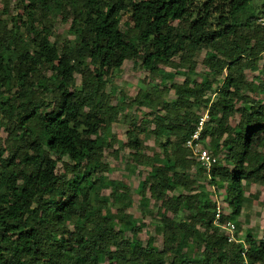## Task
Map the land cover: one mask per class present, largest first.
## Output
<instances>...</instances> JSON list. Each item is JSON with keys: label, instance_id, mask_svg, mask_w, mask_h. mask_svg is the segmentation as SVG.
<instances>
[{"label": "trees", "instance_id": "16d2710c", "mask_svg": "<svg viewBox=\"0 0 264 264\" xmlns=\"http://www.w3.org/2000/svg\"><path fill=\"white\" fill-rule=\"evenodd\" d=\"M256 3L15 0L20 15L0 17V264H241V246L212 223L213 193L222 192L228 209L220 223L238 232L242 182H264V30ZM54 18L69 22L71 38L59 50L49 41ZM201 51L200 81L166 88L175 74H193ZM175 57L185 71L160 69L175 66ZM126 60L159 73L164 95L174 96L144 92L132 100L148 110L156 144L146 155L125 132L130 168L145 169L134 189L138 218L126 213L127 187L104 176L108 128L122 102L110 105L104 88ZM245 71L255 74L246 80ZM196 110L205 114L199 142L217 158L208 175L184 147L202 116ZM147 226L160 249L154 237L138 238ZM242 238L247 263L264 264V241Z\"/></svg>", "mask_w": 264, "mask_h": 264}, {"label": "rangeland", "instance_id": "374dc122", "mask_svg": "<svg viewBox=\"0 0 264 264\" xmlns=\"http://www.w3.org/2000/svg\"><path fill=\"white\" fill-rule=\"evenodd\" d=\"M141 1V0H134ZM4 2H6V10L8 11L6 15L4 12ZM202 2V1H200ZM256 5H259L256 3ZM15 0H10L9 2L0 0V17L7 18L8 16L18 14L20 11L15 8ZM175 24V22H173ZM69 22L62 23L59 18L52 19L51 35L49 36V41L58 50L61 48L62 44L65 43L71 36L67 33ZM121 29H128L130 23L128 22L126 16H123L120 21ZM204 51L199 52L196 56L195 68L193 74H175L171 81L164 80V86L168 88L170 83L180 84L185 78L192 79L195 82H199L202 75L205 72V68L201 63L203 59ZM261 63H264V55L261 56L260 61H258V67H261ZM173 65L170 67H160L164 72L173 73L175 70L178 72L185 71V68L177 64V57L173 60ZM255 74L249 71H245V79L249 80L250 77ZM264 75V73H263ZM109 81L105 85L104 91L109 96V104H116L119 99H122L120 103V109H116V115L113 116L112 122L108 128L110 137L113 139L111 147L105 151L104 162L108 163L111 171L109 173H104V176L108 179L118 180L122 182L124 186L127 187L132 195L133 203L132 207L126 211V213L132 215L135 218L139 217L137 209V197L134 193L135 186L140 178L145 173V169L141 166H136L135 169L130 168V159L128 157L129 149L125 147L127 140L125 132L130 130L131 133L135 134L140 140L141 146L140 151L144 154L150 155L151 149L156 148L155 139L151 134V129L153 128V123L151 122V117L144 115L148 110L144 106H138L132 103V100L138 95V93H147L148 96L154 98L159 96V98L165 101H171L174 96L172 91H169L166 95L160 84L161 75L159 73H148L146 70L142 69L138 62L133 60H126L121 65L119 72H112L108 74ZM75 85H78L80 78L78 75L75 76ZM214 87V86H213ZM160 111V110H159ZM162 114V112H160ZM196 113L202 115L200 110H196ZM203 116V115H202ZM236 121V115L234 116ZM4 120L0 118V140L2 141L6 137V132L4 129ZM230 124H234L232 120ZM217 159V158H216ZM66 161V159H63ZM57 171H61V163H57ZM108 191H103L102 194L106 195ZM242 193L245 199L240 213L237 217V230L241 237L245 233H249L251 238L255 242L264 241V182H252L250 184H244L242 182ZM219 199V204L222 206L224 213H228V209L225 207V203L221 202L222 192L217 194ZM148 219H144V223H147ZM69 230H72V225L69 223L67 225ZM138 238L141 241H145L147 236L154 237L153 245L160 249V237L155 235L152 228L149 226L143 228L138 233Z\"/></svg>", "mask_w": 264, "mask_h": 264}, {"label": "built area", "instance_id": "2783aa9c", "mask_svg": "<svg viewBox=\"0 0 264 264\" xmlns=\"http://www.w3.org/2000/svg\"><path fill=\"white\" fill-rule=\"evenodd\" d=\"M260 5V12L257 16L255 23L261 29L264 30V0H256ZM205 120V114L201 116L198 120L196 130L189 136V138L185 141L184 147L189 151V156L195 162H197L201 168H203L205 174H209L210 168L216 162V157L208 150L202 147L199 142V132L201 130L202 124ZM213 200L215 201V211L213 218V225L218 227L221 231H223L226 242L230 244H239L240 248V258L241 264H248L246 259L247 253V243L241 237V235L236 232L235 226L230 221H225L220 223V216L223 214L222 206L219 204V199L216 193H213Z\"/></svg>", "mask_w": 264, "mask_h": 264}]
</instances>
